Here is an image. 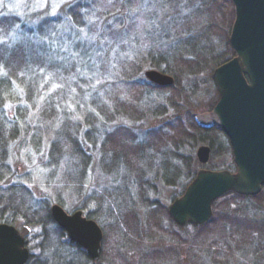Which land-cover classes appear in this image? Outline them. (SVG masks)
<instances>
[{
  "label": "trees",
  "instance_id": "16d2710c",
  "mask_svg": "<svg viewBox=\"0 0 264 264\" xmlns=\"http://www.w3.org/2000/svg\"><path fill=\"white\" fill-rule=\"evenodd\" d=\"M93 2L100 3L97 0H93ZM134 2L135 0H127L121 3L122 7L127 9L126 18L129 22L127 30L128 35L132 37L130 40L134 42V47L124 57H121L119 52L116 53L114 61L111 60L107 65L102 63L105 56L97 54V63L93 62L90 65L89 75H86L88 84L91 85L95 81H99L101 89V93L94 94L89 100L91 112L95 114L83 116L86 125L84 131H80L81 128L70 123H61L60 127L55 129L54 137L49 143V160L47 161L52 167V176L55 177L59 173L58 175L63 180L59 192L67 193L74 198H81L77 209L84 210L87 218L93 219L100 225L104 234L103 250L97 262L105 258L108 264H125L121 249L141 251L144 239L147 237L161 236L164 239L172 240L181 238L177 232L180 226L172 220L167 208L153 199L150 200L148 193L156 192L155 185L158 183L176 184L182 175V169L176 162L181 163L182 161L179 152H181L183 144L205 141L209 134L217 135L216 131L223 132L218 126L209 128L198 124L186 130L181 122L175 121L164 132L154 131L145 134L142 139H136L134 135L130 137V133L126 130L127 127L123 124L110 127V123L116 122L117 119H145L150 112L153 116H157L166 109L168 104L173 105L176 104V100H180L179 97L172 98L168 95L164 104L160 103L156 106L160 109L152 111L147 108L151 106V101L155 98L165 100L163 93L170 91L172 86L162 87L152 84L138 74L145 66H149L163 73L174 75L180 80V76L200 73L206 67L218 66L234 56V51L228 41L226 42L227 49L222 53L223 55L210 54L212 45L207 37L210 35L208 31L182 37L181 34L172 33V27H176L175 24L170 25L171 29L164 26V24L168 25V23H164V20L162 25H159L158 6L156 7L153 2H144L143 0ZM166 4L163 2L161 7L164 8ZM107 5L110 8V5ZM135 6H138L140 13L144 8L146 16L144 21L141 17L136 16L138 14L136 11L134 12L136 15H130V11ZM86 7L87 4L81 1L73 2L68 6L67 13L76 25H84L83 10ZM162 17L167 18L165 12ZM55 21L54 18L43 19L37 31L34 30L33 36V31L30 35L33 38L43 37L42 35H46ZM15 23L14 17H0L2 34L6 35L7 31L13 28L12 24ZM144 24L151 25L145 32L146 34L141 31L137 33V27H144ZM155 25L157 28L154 29ZM24 28L21 26L19 29L24 30ZM3 40L0 43V113L3 111L4 101L7 100L4 94L12 87V81L25 87L28 94L26 101L33 102L32 99L41 97L45 89V86L39 87L43 80L41 78L43 73L52 71L58 75L59 68L55 62L47 63L43 59L47 53L46 44L36 50L28 47L31 48V51L28 52L20 42L7 38ZM28 77L31 79L30 81H28ZM173 89H176L175 86ZM80 92L85 94V90H80ZM143 104L144 110L142 111L139 106ZM33 105L35 106L34 103ZM39 111L40 123L44 124L46 129L45 122L48 117L46 107ZM55 113L53 110L50 116L52 117ZM88 118H94V123ZM16 132L17 129L11 126L9 136L3 143L0 139V145L5 146L8 140L14 138ZM222 135L224 134L222 133ZM208 142L212 144V140H208ZM165 144L168 145V150L162 151L161 146H165ZM171 145L172 147L169 149ZM226 146L230 151V143ZM93 152L98 153L100 170L112 176L116 182L114 181L115 184L111 187H105L98 192L93 191L88 194L85 180H87L92 163ZM5 156L4 153L0 159L5 160ZM193 176H188L187 184ZM7 189L9 190L3 193L0 189V222L12 225L20 222L18 229L23 226L33 227L40 234V257H35L30 253L25 264H88L96 262L88 256L85 250H82L73 241L71 242L65 231L56 224L51 217L50 204L47 201H34L32 197L24 194L19 188V184ZM262 194H264V187L257 197ZM59 195H57L56 203L62 206L63 200ZM236 198H254V196L224 194L213 205V216L210 221L202 226L194 227L193 225L196 234L192 240L196 246L202 248L208 232L212 233L214 238L212 237L208 241L210 243L206 245L203 252L216 262L225 256L227 257L224 261L229 259L231 256L229 252L232 249L229 243L232 241L240 257H245L254 247L253 254L257 257L259 264L264 258V218L256 221L236 215L235 211L229 209V204H232L231 201ZM164 222L169 223L168 226L164 227ZM143 227L146 232L143 231ZM215 230H218L217 234H214ZM253 235L258 237L257 243ZM199 242L200 244H198ZM25 243L26 246H29V240H25ZM107 243L113 249L112 252L108 248L105 251ZM224 246H226L225 250ZM142 255L143 262L164 260L163 254L159 250L142 253ZM48 257L51 258V262Z\"/></svg>",
  "mask_w": 264,
  "mask_h": 264
},
{
  "label": "rangeland",
  "instance_id": "374dc122",
  "mask_svg": "<svg viewBox=\"0 0 264 264\" xmlns=\"http://www.w3.org/2000/svg\"><path fill=\"white\" fill-rule=\"evenodd\" d=\"M76 1L87 4V7L83 10L85 22L82 26L76 25L67 13L68 6ZM97 1L100 3L96 4L93 0H0V17L11 16L14 17L16 22L12 24L13 28L11 30L5 32L6 35L2 34V27H0V41L7 38L20 42L28 52L31 51V48L40 49L46 44L48 54L46 53V57L43 59L47 63L52 61L59 65L58 75L52 71L43 73L41 77L43 80L39 87L45 86V89L41 97L32 99L33 102L26 101L28 94L25 87L18 85L15 81H12V87L4 94L7 100L4 101L3 111L0 113V139L2 143L9 136L11 126L16 128L17 132L13 139L6 142L5 146L0 145V156L4 153L6 155L5 160L0 159L1 193L9 190L8 187L13 188L19 184V188L24 194L32 197L34 201H47L50 204L49 209L52 204L56 203L57 195L60 194L59 196L63 200L62 207L69 214L78 210L77 206L80 204L81 198H74L67 193L59 192L63 180L58 175L59 173L55 177L52 176V167L47 162L49 160V143L54 137L55 129L60 127L61 123H70L81 128L80 131H84L86 125L83 116L93 113L91 112L89 100L94 94L101 93L99 81H95L90 85L87 83L88 78L86 76L89 75L91 70L90 65L93 62L97 63V54L105 56L102 63L107 65L111 60L114 61L116 53L119 52L121 57H124L134 47V42L130 40L132 37L128 35L127 30V23H129L126 18L127 9L121 5L127 0ZM143 1L153 2L156 7L158 6L157 12L159 15L157 20H159V25H162L163 20L164 23H168L164 26L169 27V29H171V24H175L176 27H172V33L188 37L191 34H201L208 31L210 35H207V37L212 45L210 54L223 55L222 53L227 49L226 42H229L230 28L234 21V8L230 0ZM137 2L138 0H135L134 3ZM163 2L167 3L164 8L161 7ZM17 4L19 7H13ZM107 4L110 5V8ZM135 11L138 13L137 15L134 14ZM142 11L140 13L138 6H135L130 11V15L141 17L144 21L146 19L144 8H142ZM163 12L166 13V19L162 17ZM46 18H54L56 20L55 24L46 32V35H42L43 37L33 38L34 30L37 31L39 24ZM21 26L25 27L24 30L19 29ZM150 26L144 24V27H137V33L140 31L145 33ZM155 28H157V25L154 26ZM31 32L32 36L30 35ZM216 67L211 65L200 71V73L180 76V80L172 75L175 82L173 85H167L168 87L172 86V89L163 93L165 100L155 98L151 101V106L147 107L152 111L160 109L156 106L160 103L164 104L168 95L172 98L174 96L180 98V100H176V104L169 105L167 103L168 106L161 114L153 116L150 112L145 119H117L109 126L123 124L127 127L126 130L130 133V137L134 135L136 139H142L145 134L150 132H159L160 130L164 132L175 121L181 122L186 130L195 127L197 124L209 128L218 126L212 113V109L219 99V94L216 92L217 89L212 79V73ZM148 69L154 68L145 66L138 75L145 78L143 74ZM174 86L176 89H173ZM80 90H85V94H82ZM143 106L144 104L139 106L142 111L144 110ZM45 107L48 115L47 122H45L46 129L39 120V110ZM52 109L56 113L51 117ZM88 119L94 123V118ZM87 123L90 124L89 121ZM216 133L217 135L215 133L209 134L205 141L182 145L179 153H181V160L186 163L176 162L182 169V175L175 185L161 183L155 185L156 192L148 193L150 200L153 199L165 208L168 207L185 190L188 176L195 175L199 169L235 171L232 151H229L226 146L229 143L221 132L216 131ZM208 140H212V144ZM201 144H208L211 148L210 158L205 164H200L195 155ZM171 147L172 145L169 149ZM161 149L167 151L168 145H162ZM91 160L87 180H85L88 194L93 191L98 192L105 187H111L116 182L112 176L100 170L97 152H93ZM231 203L229 209L235 211L236 215L256 221L264 218V194L259 197L254 196V198H236ZM82 212L85 215V211L82 210ZM18 224L14 226L19 228ZM168 224L164 222L163 226L166 227ZM142 229L146 232L144 227ZM19 230L25 240H29V246L27 247L30 253L35 257H40V234H38V230L27 226H23ZM177 232L181 237L177 240L164 239L161 236L147 237L144 239L141 251L121 249L125 264H258V259L253 254L254 247L245 257H240L232 241L229 243L232 247L229 252L231 253L229 259L224 261L227 257L225 256L216 262L203 252L206 245L210 243L208 241L212 237L214 238L212 233L208 232L206 241L203 242L204 246L200 248L192 240V237L194 238L196 234L193 225L180 227ZM217 233L218 230H215L214 234ZM253 237L256 238V235H253ZM256 240L257 243L258 237ZM107 248L109 251H113L108 243L105 245V251H107ZM225 248L226 246H224V250ZM157 250L163 254V261L154 262L151 259L150 262H143L142 253ZM49 259L51 262V258ZM88 264L108 263L104 258L99 262H89ZM259 264H264V258L261 259Z\"/></svg>",
  "mask_w": 264,
  "mask_h": 264
},
{
  "label": "water",
  "instance_id": "95a60500",
  "mask_svg": "<svg viewBox=\"0 0 264 264\" xmlns=\"http://www.w3.org/2000/svg\"><path fill=\"white\" fill-rule=\"evenodd\" d=\"M234 21L229 43L234 56L216 67L212 79L219 94L213 108L216 124L229 138L235 171L199 169L184 192L167 208L180 227L202 226L213 216V205L234 193L255 196L264 187V0H230ZM145 77L158 86L173 85V76L148 69ZM211 148L202 145L196 156L208 162ZM50 213L67 237L84 249L93 261L102 250L103 233L82 210L66 213L54 203ZM30 251L21 231L14 225L0 223V264H25Z\"/></svg>",
  "mask_w": 264,
  "mask_h": 264
},
{
  "label": "bare ground",
  "instance_id": "6f19581e",
  "mask_svg": "<svg viewBox=\"0 0 264 264\" xmlns=\"http://www.w3.org/2000/svg\"><path fill=\"white\" fill-rule=\"evenodd\" d=\"M230 59H231V58H230ZM227 61H228V60H227ZM225 62H226V61H225ZM223 63H224V62H223ZM220 65H221V64H220ZM218 66H219V65H218ZM218 66H217V67H218ZM156 70H157V69H156ZM158 71H159V70H158ZM160 72H161V71H160ZM166 74H167V73H166ZM168 75H169V74H168ZM171 76H172V75H171ZM145 78L147 79V77H145ZM147 80H148V79H147ZM148 81H149V80H148ZM149 82H150V81H149ZM150 83H152V82H150ZM213 83H214V82H213ZM152 84H153V83H152ZM155 85H156V84H155ZM214 85H215V84H214ZM162 87H164V86H162ZM215 88H216V87H215ZM216 92H219V91H216ZM216 103H217V102H216ZM215 105H216V104H215ZM213 108H214V107H213ZM212 111H213V109H212ZM221 130H222V129H221ZM222 131H223V130H222ZM223 132H224V131H223ZM223 132H222V133H223ZM223 134L225 135V137H226V138L228 139V141H229V138L227 137V135H226L225 133H223ZM229 142H230V141H229ZM229 142H228V143H229ZM206 145H208V144H206ZM196 157H197V156H196ZM197 160H198V159H197ZM199 163H200V162H199ZM200 164H201V163H200ZM190 182H191V181H190ZM190 182H189V183H190ZM189 183H188V184H189ZM188 184H187V185H188ZM185 188H186V187H185ZM0 223H6V222H0Z\"/></svg>",
  "mask_w": 264,
  "mask_h": 264
},
{
  "label": "snow or ice",
  "instance_id": "6c2138e0",
  "mask_svg": "<svg viewBox=\"0 0 264 264\" xmlns=\"http://www.w3.org/2000/svg\"><path fill=\"white\" fill-rule=\"evenodd\" d=\"M13 7H19V5L17 4V5H13ZM3 41H0V43H2Z\"/></svg>",
  "mask_w": 264,
  "mask_h": 264
}]
</instances>
